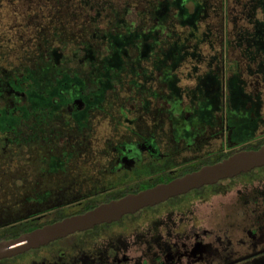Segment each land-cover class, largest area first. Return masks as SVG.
<instances>
[{
    "label": "flooded vegetation",
    "instance_id": "flooded-vegetation-1",
    "mask_svg": "<svg viewBox=\"0 0 264 264\" xmlns=\"http://www.w3.org/2000/svg\"><path fill=\"white\" fill-rule=\"evenodd\" d=\"M3 2L13 0H0V8ZM26 3L16 40L0 38V241L264 140V130L258 133L264 128V0L209 6L178 63L160 62L157 41L146 59L143 50L129 49L121 68L108 64L101 74L94 68L102 65L86 62L78 29L66 58L65 38L52 34L49 19L40 26L36 16L35 42L29 40ZM263 178L223 180L219 188L229 180V189L211 195ZM190 204L170 202L134 216L144 208L0 264H264L262 194L249 202L253 226L235 242L225 236V246L197 225ZM239 247L250 253L241 255Z\"/></svg>",
    "mask_w": 264,
    "mask_h": 264
},
{
    "label": "trees",
    "instance_id": "trees-1",
    "mask_svg": "<svg viewBox=\"0 0 264 264\" xmlns=\"http://www.w3.org/2000/svg\"><path fill=\"white\" fill-rule=\"evenodd\" d=\"M218 1L31 0L29 9L35 6L38 9L46 7L49 22L53 24L52 34H58L60 38H65V44L70 43V37L78 29L82 45L88 50L87 54L92 52L94 56L90 60L87 55L86 62L95 66L102 65V68L100 66L94 68V71L100 73L101 69H108V64H114L121 68L125 63L129 49L143 50L146 59L148 54L153 52L154 43L157 41L159 47L156 46V52H160V62H169L170 57L174 59V62H180L184 57L181 52L185 50L188 40L191 39L189 34L195 33L198 24L203 21L208 7L216 6ZM54 27L56 30L59 28L62 30L54 31ZM105 52L110 53L109 59L108 56H104ZM99 78L106 79L107 77L100 75ZM263 142L264 140L258 146H243L242 149L257 150ZM233 153L235 152H228L208 163L213 164L221 161ZM262 170L264 167L240 174L237 177H247L248 181H252L254 178L260 177L256 173ZM235 179L237 178L234 177L232 181ZM154 185L152 183L146 186L150 188ZM226 188L224 186L219 188L218 183L212 187L208 195L229 189V187Z\"/></svg>",
    "mask_w": 264,
    "mask_h": 264
},
{
    "label": "water",
    "instance_id": "water-1",
    "mask_svg": "<svg viewBox=\"0 0 264 264\" xmlns=\"http://www.w3.org/2000/svg\"><path fill=\"white\" fill-rule=\"evenodd\" d=\"M264 167V144L257 150H240L211 165L175 178L167 183L156 184L137 193H130L116 200L103 203L83 214L24 233L17 238L0 241V259L22 254L44 246L51 241L83 232L94 226L112 223L148 207L184 195L204 186L232 179L240 174Z\"/></svg>",
    "mask_w": 264,
    "mask_h": 264
},
{
    "label": "rangeland",
    "instance_id": "rangeland-1",
    "mask_svg": "<svg viewBox=\"0 0 264 264\" xmlns=\"http://www.w3.org/2000/svg\"><path fill=\"white\" fill-rule=\"evenodd\" d=\"M26 1L28 0H13V3L11 4H5V2H3V6L0 8V36L6 35V37L0 38H2L1 40H3L4 44H6V39H11L13 41L16 40V37L14 36H16L18 29L15 26L17 25V21H21L23 19L24 10L28 5ZM30 4L31 0H29V6ZM12 5L14 7H11ZM36 15L39 17L38 22H40V26L43 24L46 25L49 19L46 7L38 9V7L35 6L34 8L29 9V40L31 41H34L37 35V30L33 26V24H35L34 21L36 19ZM231 27L232 26L230 25L229 28ZM73 45L74 44L66 43L63 51L65 58L66 56L68 57L70 53L74 52ZM236 54L237 52L231 53L230 57L234 58ZM60 63H62V60H60ZM262 130H264L263 127L258 130V133L262 132ZM256 174L264 176V170L257 172ZM236 178L245 179L246 177L239 176V178ZM228 184H231L229 180L223 182V186H227ZM233 184L234 185L226 195L209 196L208 193L214 185L206 186L200 190L191 191L186 195L177 197L176 199H170L167 203L157 206L156 209L166 207L170 202L171 204L180 200L184 202H191V209L197 215V225H203L205 229L211 230L213 235L215 234L222 237L223 246H225L226 239L231 238L233 242H235L239 237L244 236V229H248L253 226L255 218L249 210L253 206H250L248 209L249 202L252 198L260 197L261 194L264 197V178L259 182L256 181L252 184H245L246 186H243L244 184L237 183V181ZM200 196L204 197L198 198ZM260 207L261 211H263L264 205H260ZM152 210L153 208H147L137 214H134V216L145 217L144 215L152 212ZM259 217L264 218L263 215ZM210 240L214 243L213 238ZM239 249L241 255L247 254L250 251L247 247H239Z\"/></svg>",
    "mask_w": 264,
    "mask_h": 264
}]
</instances>
